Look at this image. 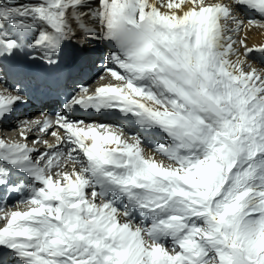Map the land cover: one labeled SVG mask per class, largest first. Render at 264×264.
I'll use <instances>...</instances> for the list:
<instances>
[{
  "label": "snow or ice",
  "instance_id": "obj_1",
  "mask_svg": "<svg viewBox=\"0 0 264 264\" xmlns=\"http://www.w3.org/2000/svg\"><path fill=\"white\" fill-rule=\"evenodd\" d=\"M257 28L264 0H0V79L89 41L108 79L0 137V264H264Z\"/></svg>",
  "mask_w": 264,
  "mask_h": 264
},
{
  "label": "bare ground",
  "instance_id": "obj_2",
  "mask_svg": "<svg viewBox=\"0 0 264 264\" xmlns=\"http://www.w3.org/2000/svg\"><path fill=\"white\" fill-rule=\"evenodd\" d=\"M21 2H23V0H21ZM247 43L249 46L264 44V29L257 28V29L250 30L247 36ZM259 56L260 54L256 53L254 56L249 57V59H250V62L253 63L254 67L262 68L264 67V58H261ZM3 64L8 66V70L5 71L4 78L0 79V94H6L4 92L6 88L8 91L14 92L13 86H16V84L19 81V75L18 73H14L13 72L14 70L20 69L21 67H25L27 64L33 65L35 63H26V62H23L22 60L17 59V60L4 61ZM31 115L32 113H30L29 116ZM21 116L24 118H22ZM29 116L23 112H16V114H14L10 118L12 120L8 119L5 121H0V135H2L3 138H6L8 140H19L17 136H18L20 129L17 127V121L24 120V119L31 120L33 118H37V117H29ZM34 134L36 133L30 134V136ZM44 138L48 139L50 142H55V140L50 139L49 135L44 136ZM31 140H33V138L28 139V143H31L32 142ZM157 159H160V158L157 157Z\"/></svg>",
  "mask_w": 264,
  "mask_h": 264
},
{
  "label": "rangeland",
  "instance_id": "obj_3",
  "mask_svg": "<svg viewBox=\"0 0 264 264\" xmlns=\"http://www.w3.org/2000/svg\"><path fill=\"white\" fill-rule=\"evenodd\" d=\"M260 68H261V67H260ZM10 120H12V119H10ZM36 134H37V133H36ZM36 134L31 135V136L29 135V139L34 138ZM1 137H2V136H1ZM17 137H18L19 140H21V142H23V141H22V138L19 136V133H18V136H17ZM31 141H32V140H31ZM27 142H28V141H27ZM31 143H32V142H31ZM29 145H30V143H29ZM38 145H39V144H38Z\"/></svg>",
  "mask_w": 264,
  "mask_h": 264
}]
</instances>
